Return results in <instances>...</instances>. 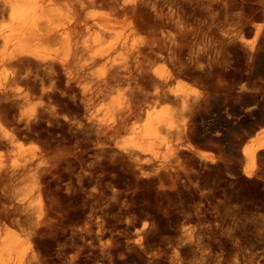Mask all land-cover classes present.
I'll use <instances>...</instances> for the list:
<instances>
[{"label": "bare ground", "instance_id": "bare-ground-1", "mask_svg": "<svg viewBox=\"0 0 264 264\" xmlns=\"http://www.w3.org/2000/svg\"><path fill=\"white\" fill-rule=\"evenodd\" d=\"M242 56L264 64V0H0V264H264V93L244 112L247 142L194 143L242 129L240 115L199 122L210 98L255 86L230 81ZM33 134L40 150L20 142ZM131 172L158 197L196 190V216L164 235L160 197L139 207L117 188Z\"/></svg>", "mask_w": 264, "mask_h": 264}, {"label": "rangeland", "instance_id": "rangeland-1", "mask_svg": "<svg viewBox=\"0 0 264 264\" xmlns=\"http://www.w3.org/2000/svg\"><path fill=\"white\" fill-rule=\"evenodd\" d=\"M257 19H258V18H257ZM258 20H259V19H258ZM258 20L255 21V22L260 23V22L262 21L261 18H260L259 21H258ZM251 34H253V33H251ZM251 34H246L247 36L245 35V37H246L245 39H246V41H249V43L252 42L253 40H255L254 36L251 35ZM250 35H251L252 37H251ZM247 38H249V39H247ZM250 38H251V39H250ZM242 58H243V60H245V62H242ZM240 60H241L240 65H242V66L240 67V65H238V66H237L238 69H237V68H234V70L231 69V72H232V73L230 74V76L233 75L232 77H230V81H231V82H232V81H235V82H232V83L235 84L236 89H237L238 87H240L242 84H244V82H243V79H244V78H247V79H246L247 81L244 80V81H245V84H249V81H250L251 84H249V86H251L253 83L256 82V80H258L256 83L259 84V82H260L261 87L259 88L260 84H259V86H258V84L255 83V84H253V85H255V86H251V87H253V89H252V88H249V89H247L248 91H246V92L244 91V93L241 92V93H243L242 95H240L241 93H239L240 91L238 90V89H239V88H238L237 90H234V93H232L231 96L229 95L230 98L227 97V99H226V94H224V93H226V91H223L221 94H219V95H221V97L223 96L222 98H221V97H220V98H219V97H218V98H217V97H215V98L212 97V98H213L212 100H211V98H210V99L208 100V103H209V104L206 103V104H208V106L205 105L207 108L204 106L205 111H203V113H201L200 116H199V118H201L200 120L202 121V122H201V121L199 120V122L202 123L203 126H205V129H206V128H211V127H216V128H218V127H220V126H221L220 128L225 127V126H223V125H224V124H223V121H221V120H222V116H224L226 113H227V115H230V116H231V115H232V116L234 115L233 117L238 116V115L243 116V115L245 114V113H244L245 110H246L247 108H250L251 106L254 105V102H255V100L253 99V98H254V94H256V92L258 93V91H259V93H258L259 95H261L262 93H264V91H261V89L264 87V82H263V81H264V70H263V69H264V68H263L264 64H260V66H261L262 68H261L260 66L258 67L259 63H258V64H255L256 67H255V69H254V67H253V66H254V65H253V62H252L247 56H244V57L242 56V57L240 58ZM247 60H248V61H247ZM249 61H250V62H249ZM159 63H161L162 65H160ZM159 63L156 64V66H157V65H159V66H165V65H166V63H163V62H159ZM241 63H242V64H241ZM244 63H245V64H244ZM247 63H251V65H253V66H251L250 64H249V65H250V66H249ZM163 64H164V65H163ZM244 65H245L246 67H245ZM247 65H248V66H247ZM262 65H263V66H262ZM156 66H155V67H156ZM166 66H167V65H166ZM242 67H244V68L242 69ZM247 67H248V68H247ZM239 68H241V69H239ZM246 68H247L248 70H247ZM251 68H252V69H251ZM259 68H260V69H259ZM236 69H237V72H236ZM245 69H246L248 72H247ZM249 69H251L253 72H249V71H250ZM256 69H257V70H256ZM238 70H239V71H238ZM241 70H243V71H241ZM244 71L247 72L248 74H245ZM255 71H256V75H255ZM258 71H259V73H258ZM261 71H262V75H261ZM233 72H234V73H233ZM241 72H242V73H241ZM46 73H47V72L44 71V70L41 72V74L43 75V77H44L45 79L47 78V76L49 77L48 73H47V74H46ZM249 73H252L253 75L258 76L259 79L262 77L261 80H263V81L261 82L259 79H257L258 77H254L253 75H251V74H249ZM235 74L237 75V77H236ZM239 74H241L242 77H240ZM242 74H243V75H242ZM244 74H245V75H244ZM259 74H260L261 76H260ZM249 75H250V76H249ZM247 76H248V77H247ZM251 76H252V79H250ZM234 77H235V78H234ZM243 77H244V78H243ZM231 78H232V80H231ZM237 78H240V80H242V82L238 79V80H239V83H236ZM253 78H255V79H253ZM48 79H49V80L46 79V83H47V85H49V83H50V78H48ZM235 79H236V80H235ZM238 80H237V82H238ZM47 81H48V82H47ZM252 81H253V82H252ZM254 81H255V82H254ZM240 82H241V83H240ZM257 88H259V89H257ZM251 89H252V90H251ZM254 89H255V90H254ZM250 90H251V91H255V92L252 93ZM262 90H264V88H263ZM236 91H238V92H236ZM260 91H261V92H260ZM248 92H249V94H250V93H251V94H250V95L248 94L249 96H246ZM260 93H261V94H260ZM238 94H239V95H238ZM252 94H253V96H252ZM258 94H257V95H258ZM219 95H218V96H219ZM237 95H238V100H237ZM224 96H225V97H224ZM240 96L242 97L241 100L239 99ZM244 96H245L246 99L244 98ZM247 97H248V98H247ZM252 97H253V98H252ZM235 98H236V99H235ZM249 98H251V99H249ZM218 99H219V100H218ZM242 99H243V100H242ZM38 100H39V99H33L32 101L34 102V101H38ZM253 100H254V101H253ZM32 101L29 102V104H30L29 107H30V108L32 107L31 111H33V112L35 111L34 113L30 111V112L32 113V117H34V115H37L36 113H39L38 108L41 109V106H42V102H43V101L39 100V101H41V103H40L39 101H38V103H37V102L32 103ZM218 102H219V103H218ZM36 103L39 105L38 108H37V106H35ZM221 103H222V104H221ZM29 104H27V107H28ZM33 104H34V106H33ZM37 104H36V105H37ZM40 104H41V106H40ZM245 104H246V105H245ZM244 105H245V106H244ZM248 105H249V107H248ZM209 106H210V107H209ZM29 107H28V108H29ZM33 107H36V108H34L35 110L33 109ZM208 107H209V108H208ZM240 107H241V108L243 107V108L240 109ZM28 108L25 107L24 109L27 110ZM204 108H203V110H204ZM3 109H4V108H3ZM3 109H1V107H0V113L2 114V112L4 111V113H3L2 115L5 116V113H6L7 116H5V117L9 120V119L12 117V114L9 115L10 112L7 114V111H5V110H3ZM237 109H238V110H237ZM243 109H244V110H243ZM29 110H30V109H28V110L26 111V116H28V113H27V112H28ZM240 110H242L243 112H242V111L240 112ZM40 111H41V110H40ZM236 111H237V112H236ZM221 112H222V113H221ZM31 113H29V115H30ZM224 113H225V114H224ZM1 114H0V116H1ZM8 115H9V116H8ZM4 116H1V117H0L1 120L4 119V121H2V122H4V128H5V125H6L7 127L10 126V128H8V129L5 128V129H6L7 131H8V130H9V131H12V130H11V128H12L11 123L9 124V123L7 122V121H8L7 119H6L7 121H5V118H2V117H4ZM30 116H31V115H30ZM202 116H203V117H202ZM8 117H10V118H8ZM244 117H246V116H243V117L241 118V120L237 123V124H239V125L242 124V125L239 126V128H240V129L242 128V129H241V130L237 129V132H236V133H238V135L235 133V135L233 136L232 134L229 133V134L226 136L225 142H223V143H225V144L228 142V143L226 144V146H225V144H223L222 142H220V143H216L215 141L213 142V140L210 139V137H209L207 134L205 135L204 133H203V134L201 133V134H202V135H201L202 138H200V137L196 138V139L198 140V143H197V140H196V139H195L194 143H195L196 145H199L200 148L205 149V150H210V147L213 148V146H215V147L213 148V150H214V154H216V155H219V154H220V153L218 152L219 150L222 151V150H221V147H222V148H223V147H224V148L226 147L227 150L224 149V148H223V149H224L225 151H227V154H228V151H229V148H230V147H228V145L231 146L233 143H234V144H235L236 142L239 143L240 141H241V145H242V143L247 142V141L249 140V137H250L249 135H250V134L248 133V130H249L248 128H250V127L252 126V125H250V123L253 124V123L255 122V120H254L255 118H254V116H253V117H252V116H251V117H250V116H249V117L247 116V122H246V120H245L246 118H244ZM202 118H203V120H202ZM218 118H219V119H218ZM253 118H254V119H253ZM11 119H12V118H11ZM252 120H253V121H252ZM9 121H10V120H9ZM215 121H216V122L218 121V122L216 123ZM220 121H221V122H220ZM5 122H7V124H9V125L5 124ZM203 122L205 123V125H204ZM219 122H220V124H219ZM245 122H246V124H245ZM206 123H207V124H206ZM208 124H210V125H208ZM221 124H223V125H221ZM207 125H208L209 127H208ZM218 125H219V126H218ZM235 125H236V124H235ZM241 126H242V127H241ZM242 130H243V131H242ZM240 132H241L242 134H241ZM243 133H244V134H243ZM204 135H205L206 137H204ZM230 135H231V137H230ZM239 135H240V137H236V136H239ZM241 135H242V136H241ZM243 135H246V136H243ZM30 136H31V139H32V140H30L29 135H28V136H26V135H25V136H24V135L22 136V135H21L20 137L23 138V139L20 140V142H21V143L23 142V143H22L23 145H26L27 143L32 142V144L30 143V144H28V145H29V146H30V145H32V146L35 145L34 147L38 146V147H36V148H37L38 150H40V149L44 146V144H45V143L42 142V143H43V145H42L41 141H42V140H45V138L42 137V136H39V137H40V140H41V141H39V139H38L39 137L37 138V135L35 136V134H33V135H30ZM33 136H35V137H33ZM228 136H229V137H228ZM251 136H252V135H251ZM233 137L236 138V139H234ZM245 137H246V138H245ZM21 138H19V139H21ZM24 138H25V139H24ZM34 138H35V139H34ZM42 138H43V139H42ZM199 138H200L201 140H203V141H201ZM204 138H206L207 141H206V140L204 141ZM228 138H229V139H228ZM230 138H231V140H230ZM237 138H239L240 141L237 140ZM241 138H242V139H241ZM26 139H27V140H26ZM33 139H34L35 141H33ZM209 139H210L211 141H209ZM233 139H234V140H233ZM23 140H24V141H23ZM37 140H38L39 142H38ZM229 140H230V141H229ZM243 140H244V141H243ZM226 141H227V142H226ZM235 141H236V142H235ZM24 142H25V144H24ZM36 142L40 143L41 145H40V144H36ZM44 142H45V141H44ZM199 142H200L201 145L199 144ZM204 142H205V143H204ZM208 142H210V144L206 146L205 144H208ZM230 142H232V143H230ZM211 143H213L214 145H212ZM215 144H216V145H215ZM220 144H223V145H220ZM39 145H40L41 147H40ZM217 145L220 146V149H219V147H218ZM216 146H217V147H216ZM216 148H217V149H216ZM213 150L211 149V151H213ZM216 150H217V152H218L219 154H217V152H215ZM225 151H224V152H225ZM225 153H226V152H225ZM6 157H7V156H6ZM9 158H10V157H9ZM9 158H8V159H9ZM40 161H41V163L43 162V164H40V163H39ZM36 163H38V165H37ZM45 163H46V160H42V159H41V160L37 159V161L32 162L33 165L30 164L31 167H32V168H31V169H32V171H31V176H29V175H30V171H29V170H31V169H30V165H29L28 167L25 166V167H24L25 169L22 170L23 173L20 172V173L17 175V176H19V175H23L24 177H22V176L17 177V176H16V178H15L16 180H15V181H17V182H12V188H11V189H13L14 192L17 190V188H18V190H17L16 192H18L21 188L23 189L24 186L26 185V183H27L28 181L32 180L33 177H34V179H35V178H37V177L39 176L40 171H42L43 168H44V167H42V166H44ZM34 165H35V166L37 165V166H39V167H35ZM40 165H41V166H40ZM45 165H48V164L46 163ZM34 168H36L35 171H38L37 173L34 171ZM38 169H39V170H38ZM24 171H25V172H24ZM21 173H22V174H21ZM25 173H26V174L29 173V174L26 175ZM33 173H36L37 176H35L36 174L34 175ZM128 173H129V172H128ZM24 174H25L26 176H25ZM130 174H131V175H130ZM130 174L128 175V174L126 173V174H124V175H125L124 177H121V178H123V179L120 178V180H121V182H122V186L119 185L117 188H118V189L121 188L120 190L123 191V192H125V193L127 192L126 190H130V191H132V189H134V191H132V192L129 191L128 194H130V195H134L133 193L136 194L135 196L138 197V198H136V202H137V200H139V202H137V205L139 204V205H138L139 207H141L143 204L148 203V202H150V203L154 206V208L152 207L153 209H155V206H156V205H158V206H156V208H164V207L167 205V206L165 207V208H167L166 210H169L173 215H172L171 213H169V214H165V213L162 212V211H163L162 209H157V210H162V211H159V213H157V214L159 215V216L157 215V218H158V219L160 218L158 222H159V225H160V226L162 225L163 228H162V227H161V228L163 229V231L166 229V230L164 231V235L169 236V234L172 233L171 236H169V237L176 236V230H177V227L180 228L182 224H187V221H188V223H190V222H189L190 219L188 218V216H189V217H190V216H191V217H195V216H196L197 212L194 210V208L196 209V206H195V205H198V203H199V201H198L199 197H198V194H197V191H196V190H195L196 192H195V191H192V189H189V187L186 185L185 187L182 186L183 189H182V188H176V189H177V191H176V189H175L176 192L173 191V190L171 191L170 189H168V190H167L168 195L165 196L166 193H163V192H162V193H161L162 195H159V197H160V198H159L156 189H155L152 185L144 184V186H145V187H144V186H143V183L140 184V185H142L141 187H143V188H141V192L139 191V190H140V187H139V189H138V187H137V188H134L133 185L131 186L132 183L129 182V185L131 186V187H130V186L128 185V181H127V180L129 179V181H131V180H132L131 177H132L133 175L135 176V174H132V172H131ZM28 176H29V177H28ZM32 176H33V177H32ZM130 176H131V177H130ZM17 178H18V179H21V178H22V180H19V181H18ZM29 178H30V179H29ZM31 178H32V179H31ZM125 178H126V180H125ZM35 180H36V179H35ZM123 180H124V181H123ZM20 181H21V182L23 181V182H22V185H23V186L20 185V184H21ZM124 182H125V183H124ZM126 182H127V183H126ZM14 183H16V184H14ZM123 183H124V184H123ZM13 184H14L15 186H18V187H16V188L14 189V188H13ZM18 184H19V185H18ZM125 185H127V187H126ZM20 186H21V188H20ZM136 186H137V185H136ZM136 186H135V187H136ZM122 187L125 188V191H124V189H123ZM186 187H187L188 189H187ZM251 187L254 188V186H251V185H250V187H249V186H247V187L245 186L246 189H248V190H251V189H252V191H254L255 189L253 190V188H251ZM36 188L39 189L38 185L35 187V190H36ZM145 188H146V189H145ZM151 188H152V189L154 188V189H153L154 192L151 190ZM185 188H186V190H185ZM190 188H191V187H190ZM238 188L241 189L239 186H238ZM22 189H21V190H22ZM135 189H138V191H137V190L135 191ZM165 189H166V188H165ZM21 190H20V191H21ZM178 190H179V191L181 190V192H179ZM188 190H190V191H192V192H195V193L189 192ZM37 191H38V190H37ZM39 191H40V190H39ZM39 191H38V192L35 191L36 194H37L36 197L39 196V195H38L39 193H41V191H40V192H39ZM182 191H184V192H182ZM185 191H186V192H185ZM187 191H188V192H187ZM144 192H145V193H144ZM174 192L176 193L175 196H174V194H173ZM178 192H179L180 196L178 195ZM125 193H124V194H125ZM138 193H139V194H138ZM155 193H156L157 196L155 195ZM182 193H183L184 195H182ZM186 193H189V194L187 195ZM191 193H192L194 196H195V194H197V195L194 197ZM126 194H127V193H126ZM137 194H138V195H137ZM185 194H186L188 197H187ZM189 195H190V196H189ZM191 195H192V196H191ZM170 196H171V197H170ZM184 196H186V197H184ZM128 197H129L128 199H130V196H128ZM139 197H140V199H139ZM157 197L160 199V201H159V199H158ZM161 197H162V198H161ZM165 197H166V199H168V201H167L166 199H164ZM141 198H143V199H141ZM144 198H145V199H144ZM156 198H157L158 201H159V202L157 201L158 203L155 202V201L157 200ZM192 198H193V199H192ZM194 198H195V199H194ZM146 199H147L148 201H147ZM161 199H163V200H161ZM196 199H197V200H196ZM144 200L146 201L145 203H144ZM194 200H196L197 202L194 201ZM140 201L142 202V204H141ZM161 201H163L162 203H164V204H162ZM152 202H153V203H152ZM195 202H196V204H194V206H193V203H195ZM154 203H155V204L157 203V204L154 205ZM169 203H170V204H169ZM140 204H141V205H140ZM151 204H150V206H151ZM163 205H164V206H163ZM191 205H192V206H191ZM148 206H149V205H148ZM168 206H169L170 208H168ZM171 207H172V208H171ZM165 208H164V209H165ZM186 208H187V209H186ZM189 208H190V209H189ZM192 208H193V209H192ZM150 209H151V208H150ZM153 209H151V211H152ZM171 210H173V211H171ZM175 210L179 212V216H180V217L178 216V213H175V212H176ZM186 210H187L188 212H187ZM154 211H155V210H154ZM182 211H183V212H182ZM184 211H185V212H184ZM189 211H191L192 214H190L191 212H189ZM152 212H153V211H152ZM157 212H158V211H157ZM194 212H196V213H194ZM174 213L176 214V216H175ZM180 213H181V214L184 213L183 216L185 215V216H184L185 218H183V216H182ZM186 213H187V214L189 213L190 215L187 216ZM160 214H161V215H160ZM192 215H194V216H192ZM146 216H147V215H146ZM146 216L144 217V218H145L144 220H145V222H146V225L148 226V225H150V224L153 223L154 218H153V215H148V217H146ZM150 216H151V217H150ZM171 216H172V217H171ZM173 216H175L176 218H178V217H179V218H178V219H175V217H173ZM169 217H170L171 219H170ZM191 217H190V218H191ZM147 218H148V219H147ZM151 218H152V219H151ZM157 218H156V219H157ZM165 218H167V219H169V220H167V219H165ZM173 218H174L175 220H174ZM180 218H182V219H180ZM187 218H188V220H187ZM150 219H151V220H150ZM158 219H157V220H158ZM172 219H173V221H172ZM184 219H186L187 221H185ZM165 220H166V221H165ZM178 220H180V221H178ZM181 220H183L184 222L181 221ZM148 221L151 222V223H148ZM161 221H162V222H161ZM163 221H164V222H163ZM170 221H172V222H170ZM176 221H177V222H176ZM165 222H167V223H165ZM180 222H182V224H180ZM185 222H186V223H185ZM164 223H165V224H164ZM172 223H174V224L172 225ZM176 223H177V224H176ZM175 225H176V226H175ZM179 225H180V227H179ZM165 226H166V228H165ZM168 226H171V227H168ZM182 226H183V225H182ZM167 227H168L169 229H168ZM174 228H175V229H174ZM171 230H172V231H171ZM166 231H167V233H166ZM173 232H174V233H173Z\"/></svg>", "mask_w": 264, "mask_h": 264}]
</instances>
